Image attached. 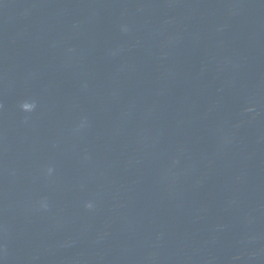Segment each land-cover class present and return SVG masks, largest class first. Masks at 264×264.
<instances>
[{"label": "water", "instance_id": "1", "mask_svg": "<svg viewBox=\"0 0 264 264\" xmlns=\"http://www.w3.org/2000/svg\"><path fill=\"white\" fill-rule=\"evenodd\" d=\"M15 264H264V0L167 2Z\"/></svg>", "mask_w": 264, "mask_h": 264}, {"label": "clouds", "instance_id": "2", "mask_svg": "<svg viewBox=\"0 0 264 264\" xmlns=\"http://www.w3.org/2000/svg\"><path fill=\"white\" fill-rule=\"evenodd\" d=\"M34 108H35V105H34V104H28V103H25V104L22 105V109H23L24 111H26V112H30V111L34 110ZM50 171H51V170H50ZM88 207L91 208L92 205L89 204Z\"/></svg>", "mask_w": 264, "mask_h": 264}]
</instances>
